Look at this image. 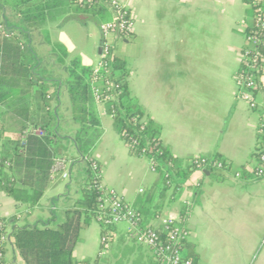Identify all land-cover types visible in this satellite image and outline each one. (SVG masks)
<instances>
[{
  "label": "crops",
  "instance_id": "1",
  "mask_svg": "<svg viewBox=\"0 0 264 264\" xmlns=\"http://www.w3.org/2000/svg\"><path fill=\"white\" fill-rule=\"evenodd\" d=\"M122 1L135 19V34L133 38L112 34L111 42L114 56L127 61L133 95L161 125L164 144L183 166L197 156L219 155L226 168L186 170L187 176L176 183V190L175 183L163 189L159 173L157 177L149 170L150 160L131 155L113 117L104 105H97L104 132L94 158L101 163L103 185L140 209L148 225L159 227L167 217H185L189 230L185 253L190 249L198 257L197 264H264V177L252 176L258 164L255 154L264 110V70L256 95L259 110H252L239 98L235 78L252 18L250 2ZM56 4L54 19L42 28L29 27L18 8L9 6L0 13L3 33L23 41L35 79L39 86L45 85L55 115L56 147L69 160V178L56 175L33 209L0 191V214L8 221L10 232L18 227L60 225L66 212L75 208L79 195L81 168L80 161L74 160L79 153L65 88L67 70L58 62L54 47H66L67 62L78 57L83 65L93 67L99 59L102 35L100 42L97 39L89 46L83 41L82 26L99 19L100 29L111 20L112 10L104 6L97 15L86 14L63 1ZM22 106L16 89L0 93V122H5V132L0 129V154L21 121L26 122L20 116L24 115L19 112ZM29 106L33 112V103ZM139 181L151 188L145 200L140 197L142 189L138 191ZM102 229L96 220L82 227L73 251L77 260L155 264L150 249L130 236L126 223L112 229L106 247L101 243ZM7 262L26 264L12 243Z\"/></svg>",
  "mask_w": 264,
  "mask_h": 264
},
{
  "label": "trees",
  "instance_id": "2",
  "mask_svg": "<svg viewBox=\"0 0 264 264\" xmlns=\"http://www.w3.org/2000/svg\"><path fill=\"white\" fill-rule=\"evenodd\" d=\"M56 1H63L69 7H74L75 11L86 14L97 15L104 10V6L81 7L74 0H0V13L9 6L18 8L29 27L42 28L48 20L54 19ZM248 1L254 15V0ZM253 29L252 21L246 33H251ZM54 49L58 52V62L66 65L67 70L65 88L75 125L74 143L79 153L74 160L80 161L81 168L79 195L75 208L66 212L67 216L60 225L15 228L11 234L12 244L26 264H97L91 260L79 261L73 255L80 230L100 213L102 166L94 158V150L104 130L92 89L93 67L83 65L78 57L70 58L67 62L69 55L63 45H56ZM111 69L115 96L105 103V108L113 115L121 139L130 146L131 155L154 160L162 184L166 188L173 187L174 183L187 176L186 170L194 169L193 164L190 161L189 165L183 166L164 144L161 125L147 114L130 89V69L125 58L115 55ZM116 71L118 74H115ZM13 89L18 91V99L23 101L19 112L24 114L20 116L26 122L21 121L16 134L4 143L0 154V191L33 209L40 203L52 181L51 167L55 159L61 156L56 147L57 136L53 126L55 115L50 111L45 85L39 86L35 79L23 41L16 36L5 35L0 28V93ZM30 102L33 103V112ZM4 124L0 122L3 132ZM29 127L40 128L44 135L29 133L24 136V131ZM259 150L264 152V136L259 138L255 154L258 163ZM213 158L221 160L219 155ZM94 162L97 164L96 170L93 169ZM257 166L252 173L253 177H258ZM178 186L175 185V190ZM138 211L141 213L140 209ZM142 222L144 226L148 225L144 219ZM107 232V229H102V235ZM7 250L8 247L0 245V253L4 255L0 264L7 262ZM187 254L194 264L198 263V257L190 249Z\"/></svg>",
  "mask_w": 264,
  "mask_h": 264
},
{
  "label": "built area",
  "instance_id": "3",
  "mask_svg": "<svg viewBox=\"0 0 264 264\" xmlns=\"http://www.w3.org/2000/svg\"><path fill=\"white\" fill-rule=\"evenodd\" d=\"M81 7L107 6L112 10V18L101 24L102 35L101 53L97 63L93 66V94L97 105H104L114 98V82L111 64L114 59L111 35L129 38L135 34V19L129 6L122 0H74ZM254 29L246 33V42L241 50V63L235 75L239 98L245 100L252 110L261 109L256 99L260 88V76L264 70V0H254ZM2 29V25H0ZM118 74V71L115 72ZM107 114L113 117L112 114ZM29 133L43 136L40 128L29 127L24 131V136ZM259 138L264 136V110L258 125ZM130 148V146H128ZM132 148V145H131ZM260 158L257 166V176H264V152L259 150ZM145 153V152H144ZM195 169L223 170L226 164L223 160L211 157L197 156L191 160ZM69 160L64 156L55 159L51 167L52 179L60 174L62 178H69ZM151 169L156 172V162L150 160ZM93 169H97L94 162ZM101 176V175H100ZM239 176V175H238ZM99 210L95 220L102 228L107 229V234L102 235L101 243L107 246L110 242L112 229L120 223L128 225L130 236L141 245L147 246L153 254L155 264H194L193 259L185 253V243L189 230L185 217H167L159 227L143 225V217L137 208L128 204L125 199L113 188L99 185ZM8 221L0 214V245L9 247L12 243V232L8 230ZM0 253V260L3 258ZM2 264H8L4 262Z\"/></svg>",
  "mask_w": 264,
  "mask_h": 264
},
{
  "label": "rangeland",
  "instance_id": "4",
  "mask_svg": "<svg viewBox=\"0 0 264 264\" xmlns=\"http://www.w3.org/2000/svg\"><path fill=\"white\" fill-rule=\"evenodd\" d=\"M98 21H99L98 19L97 20H89V21H87L86 25L82 26V28H83V41L86 44H88L89 46L93 45V42L97 41V39L100 42L101 31H100L99 26H98ZM87 26H88V28H87ZM80 41H81V38H80ZM149 170H150V172L152 174H154V175L157 174L156 172H154L151 169L150 162H149ZM157 180H158V178H157ZM138 183H140V184H137L138 191H141L140 189H142V191L140 192V197H141L142 200H145V195L149 192V190L151 188H148V186L146 185L145 181H139ZM162 188L163 189H170V188H166L164 185H162ZM38 214H39V212H38Z\"/></svg>",
  "mask_w": 264,
  "mask_h": 264
},
{
  "label": "water",
  "instance_id": "5",
  "mask_svg": "<svg viewBox=\"0 0 264 264\" xmlns=\"http://www.w3.org/2000/svg\"><path fill=\"white\" fill-rule=\"evenodd\" d=\"M20 35H21V33H20ZM99 53H101V48H100V50H99Z\"/></svg>",
  "mask_w": 264,
  "mask_h": 264
}]
</instances>
